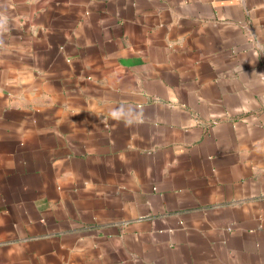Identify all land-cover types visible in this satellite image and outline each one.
<instances>
[{"label": "crops", "instance_id": "0c3cea01", "mask_svg": "<svg viewBox=\"0 0 264 264\" xmlns=\"http://www.w3.org/2000/svg\"><path fill=\"white\" fill-rule=\"evenodd\" d=\"M0 264H264V0H0Z\"/></svg>", "mask_w": 264, "mask_h": 264}]
</instances>
